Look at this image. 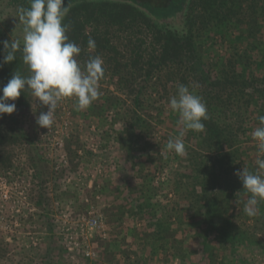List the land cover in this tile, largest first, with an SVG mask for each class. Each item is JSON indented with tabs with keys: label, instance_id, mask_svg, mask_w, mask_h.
Here are the masks:
<instances>
[{
	"label": "trees",
	"instance_id": "16d2710c",
	"mask_svg": "<svg viewBox=\"0 0 264 264\" xmlns=\"http://www.w3.org/2000/svg\"><path fill=\"white\" fill-rule=\"evenodd\" d=\"M6 3L17 12L30 6V0ZM67 4L70 11L63 23L69 25V41L81 47L76 59L83 65L89 57L100 56L104 75L99 85L107 76L114 81L116 90H104L102 104L114 109L113 122L121 124L123 136L117 142L127 162L133 159L137 146L142 144V149L147 150L154 145L152 141H157L150 139L155 133L148 132L152 128L148 117L152 118V109L155 117L165 114L161 90L176 94L178 84L194 88L206 104L209 119L202 121L203 132L189 130L185 134L186 142L194 141L195 150L187 155L185 165L179 164V180L174 183L190 208L180 210L177 219L182 221L188 216L204 227L206 252V238L211 234L231 246L237 240L249 241L250 234L240 230L232 217L246 218L254 223L258 235H264V202L256 217L245 215L243 207L249 194L235 175L245 167L260 171L251 133L258 126V115H264V0H63V6ZM178 13L181 17L176 24L173 20ZM89 38L95 41V50L88 49ZM4 55L2 46L0 88L14 72L28 75L20 51L10 63H2ZM125 92L130 104L122 108L126 101L120 95ZM27 93L22 91L17 99L6 103L18 108ZM98 100L92 102L83 117L88 113L101 116L104 108ZM167 117L174 123L178 121V114ZM30 138L14 112L0 114V169L11 166L7 149L29 143ZM163 163L164 159L160 160L161 167ZM152 173L139 172L136 178L140 185L134 193L139 200L134 205L139 212L149 207L157 191L150 188L148 197L144 191ZM230 210L235 214H229ZM173 217L168 213L167 220ZM164 223L157 224V230L149 234L150 240L157 241L161 250H180V240L174 241L176 246H169Z\"/></svg>",
	"mask_w": 264,
	"mask_h": 264
},
{
	"label": "rangeland",
	"instance_id": "374dc122",
	"mask_svg": "<svg viewBox=\"0 0 264 264\" xmlns=\"http://www.w3.org/2000/svg\"><path fill=\"white\" fill-rule=\"evenodd\" d=\"M6 2L0 0V47L3 41L23 38L18 12ZM180 17L181 13L176 14L173 23ZM113 82L107 76L99 85L100 105L104 90H116ZM26 95L14 115L30 141L10 146L11 166L0 169V264H264V235H258L246 218L232 217V221L250 234L249 241L237 240L231 246L211 234L206 238L207 252L204 227L188 216L177 219L180 210L190 208L175 184L179 164L185 165L195 143L183 137V156L165 150L168 139L180 130L167 117L175 115L168 106L175 95L172 90L160 92L165 114L155 117L153 109L149 113L152 128L148 132H154L150 139L157 141L147 150L142 144L137 146L128 162L117 142L123 130L113 122L111 106L103 103L101 116L86 113L83 117L85 110L74 107L75 97L65 98L58 104L53 125L46 129L36 124V118L47 112V106L29 91ZM120 96L125 108L130 96L128 92ZM150 170L153 175L144 191L147 197L150 188L157 191L149 207L139 212L134 205L139 200L134 191L140 185L136 178L139 172L144 175ZM234 210L229 214L238 208ZM168 213L174 216L169 221ZM164 221L169 246L180 240V250H161L157 241L150 240L149 234ZM77 226L80 234L74 233ZM90 251L91 259L84 255Z\"/></svg>",
	"mask_w": 264,
	"mask_h": 264
},
{
	"label": "clouds",
	"instance_id": "9594fccd",
	"mask_svg": "<svg viewBox=\"0 0 264 264\" xmlns=\"http://www.w3.org/2000/svg\"><path fill=\"white\" fill-rule=\"evenodd\" d=\"M70 8L63 6V0H30V6L18 9L23 24V38L3 41L5 55L2 63L16 59V53H22V62L27 66L28 75L14 72L6 85L0 88V114H12L14 103L22 91H29L41 105L47 106V112H41L36 124L50 128L54 123L58 104L65 98L75 97L77 111L86 110L100 96L99 81L103 78V59L100 56L89 57L81 65L76 57L81 47L69 41L66 35L69 25L63 20ZM87 47L95 50L96 43L89 38ZM170 110L178 114V135L170 137L165 150L183 156L186 148L183 137L186 132H203L209 119L207 107L194 88L178 84L176 94L168 101ZM258 126L251 133L257 145L255 161L259 172L248 168L237 171L235 175L249 194L243 211L249 217L259 214V205L264 202V115H258Z\"/></svg>",
	"mask_w": 264,
	"mask_h": 264
},
{
	"label": "built area",
	"instance_id": "2783aa9c",
	"mask_svg": "<svg viewBox=\"0 0 264 264\" xmlns=\"http://www.w3.org/2000/svg\"><path fill=\"white\" fill-rule=\"evenodd\" d=\"M90 213H92V212H90ZM74 222H76V221H74ZM92 223H93V225H97V221L96 220H93L92 221ZM77 228H78V226L74 229V233H78V234H80L79 233V231L80 230H77ZM99 228H102L103 229V224L101 225V224H99ZM72 239V238H71ZM86 241V240H85ZM86 246H88V245H86ZM85 257H87V258H89V259H91V257H90V255H91V251L90 252H85Z\"/></svg>",
	"mask_w": 264,
	"mask_h": 264
},
{
	"label": "crops",
	"instance_id": "0c3cea01",
	"mask_svg": "<svg viewBox=\"0 0 264 264\" xmlns=\"http://www.w3.org/2000/svg\"><path fill=\"white\" fill-rule=\"evenodd\" d=\"M49 238H50V237H49ZM49 238H48V240H47L48 242H49V240H50ZM45 241H46V240H45ZM49 249H50V247H49Z\"/></svg>",
	"mask_w": 264,
	"mask_h": 264
}]
</instances>
